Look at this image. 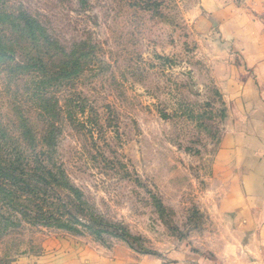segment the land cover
I'll return each mask as SVG.
<instances>
[{
    "label": "rangeland",
    "instance_id": "obj_1",
    "mask_svg": "<svg viewBox=\"0 0 264 264\" xmlns=\"http://www.w3.org/2000/svg\"><path fill=\"white\" fill-rule=\"evenodd\" d=\"M200 2L0 0V264L226 246L236 115Z\"/></svg>",
    "mask_w": 264,
    "mask_h": 264
},
{
    "label": "crops",
    "instance_id": "obj_2",
    "mask_svg": "<svg viewBox=\"0 0 264 264\" xmlns=\"http://www.w3.org/2000/svg\"><path fill=\"white\" fill-rule=\"evenodd\" d=\"M200 1L220 33L221 93L226 114L236 115L227 138L236 151L237 187L218 209L232 232L226 246L199 254L182 249L160 261L83 249L57 264H264V0Z\"/></svg>",
    "mask_w": 264,
    "mask_h": 264
},
{
    "label": "trees",
    "instance_id": "obj_3",
    "mask_svg": "<svg viewBox=\"0 0 264 264\" xmlns=\"http://www.w3.org/2000/svg\"><path fill=\"white\" fill-rule=\"evenodd\" d=\"M20 23V30L23 32H27L29 35H31L35 41L41 42V38L46 40L44 32V28L42 27V24L40 21L32 18L29 14L22 13L20 14V17L17 19ZM41 37V38H40ZM39 65L43 64L42 60H38Z\"/></svg>",
    "mask_w": 264,
    "mask_h": 264
}]
</instances>
